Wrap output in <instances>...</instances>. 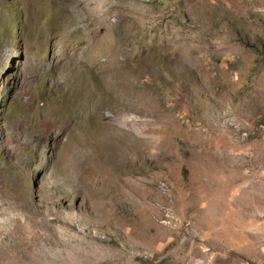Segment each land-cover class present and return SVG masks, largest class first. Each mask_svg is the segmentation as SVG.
<instances>
[{"label": "rangeland", "instance_id": "1", "mask_svg": "<svg viewBox=\"0 0 264 264\" xmlns=\"http://www.w3.org/2000/svg\"><path fill=\"white\" fill-rule=\"evenodd\" d=\"M0 264H264V0H0Z\"/></svg>", "mask_w": 264, "mask_h": 264}, {"label": "water", "instance_id": "2", "mask_svg": "<svg viewBox=\"0 0 264 264\" xmlns=\"http://www.w3.org/2000/svg\"><path fill=\"white\" fill-rule=\"evenodd\" d=\"M143 1H148V0H143Z\"/></svg>", "mask_w": 264, "mask_h": 264}]
</instances>
